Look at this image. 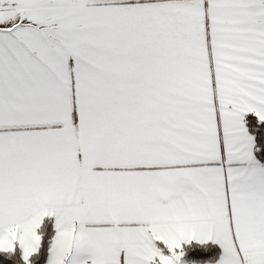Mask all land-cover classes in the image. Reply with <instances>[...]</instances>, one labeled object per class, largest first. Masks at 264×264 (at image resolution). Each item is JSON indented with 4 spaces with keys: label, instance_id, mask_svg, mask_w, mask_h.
<instances>
[{
    "label": "snow or ice",
    "instance_id": "obj_1",
    "mask_svg": "<svg viewBox=\"0 0 264 264\" xmlns=\"http://www.w3.org/2000/svg\"><path fill=\"white\" fill-rule=\"evenodd\" d=\"M0 264H264V0H0Z\"/></svg>",
    "mask_w": 264,
    "mask_h": 264
}]
</instances>
